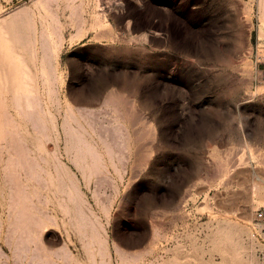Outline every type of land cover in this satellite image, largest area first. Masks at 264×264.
<instances>
[{
    "label": "rangeland",
    "instance_id": "obj_1",
    "mask_svg": "<svg viewBox=\"0 0 264 264\" xmlns=\"http://www.w3.org/2000/svg\"><path fill=\"white\" fill-rule=\"evenodd\" d=\"M1 26L0 264H264V0H0Z\"/></svg>",
    "mask_w": 264,
    "mask_h": 264
},
{
    "label": "bare ground",
    "instance_id": "obj_2",
    "mask_svg": "<svg viewBox=\"0 0 264 264\" xmlns=\"http://www.w3.org/2000/svg\"><path fill=\"white\" fill-rule=\"evenodd\" d=\"M3 21H4V20H2L1 22H3ZM4 24H5V23H4ZM23 24H24V23H23ZM1 29H2V26H1L0 30H1ZM1 32H3V30L0 31V35H3V36L6 35L5 33L2 34ZM4 32H5V30H4ZM6 36H7V35H6ZM6 36H5V37H6ZM0 38H1V37H0ZM48 38H49V37H48ZM146 38H147V37L144 36L142 40H143V41H146ZM5 39H6V38H5ZM1 40H2V38H1ZM1 40H0V42H3V44L6 43V45H7L8 42H9L8 40H5V42H4V40H2V41H1ZM9 44H10V42H9ZM55 44H56V43H55ZM6 45H5V46H6ZM10 45H11V44H10ZM0 46H1V44H0ZM8 46H9V45H8ZM8 46H7V48H9ZM56 46H57V45H56ZM7 48H6V50H7ZM9 50H11V51H9V52L12 54V57H13L14 59H15V57H17V59L21 60L20 56H19L17 53L15 54L13 48H10ZM0 51H1V50H0ZM2 52H3V51H2ZM9 52H7V53H8L9 56H10L11 54H10ZM46 52H47V51H46ZM5 53H6V52H5ZM7 53H6L5 55L8 57ZM49 53H50V52H49ZM2 55H3V54H2ZM4 57H5V56H4ZM4 57H3V58H4ZM7 57H6L5 59H7ZM10 57H11V56H10ZM10 57H9V59H10ZM9 59H7V60H8V64H9L10 67H11V64L9 63ZM10 61H12V59H10ZM13 61H15L16 63H18L17 60H13ZM3 62H4V60H3ZM6 62H7V61H6ZM15 62H14V63H15ZM21 62H22V64H23V61H21ZM21 62H19V65H21ZM14 63H13V64H14ZM14 65H18V64H14ZM24 66H25V65H24ZM24 66H23V67H24ZM20 67H22V66H20ZM25 67H27V66H25ZM25 67H24V68H25ZM8 68H9V67H8ZM15 68H16V67H15ZM8 70H10V69H8ZM11 70H12V69H11ZM25 70H26V71H25L24 74L21 75V76H22L23 79L26 80V83H25L24 85H21V86H24V87L26 86V87H25V90H23L24 87L22 88V91L20 92V94L23 95V96H25V97H26V96H30V97H31V95L33 94V93H32V92H33V88H32V86H31L30 82H28V81L31 79V75L29 74L30 72H28L29 69H28V70L25 69ZM15 73H16V72H15ZM13 75H14V74H13ZM4 77H5V76H4ZM3 79H4V78H3ZM12 79H13V78H12ZM23 79H22V80H23ZM4 80H5V79H4ZM25 80H24V81H25ZM0 81H1V80H0ZM24 81H23V82H24ZM5 82H6V81H5ZM23 82H22V83H23ZM31 82H32V81H31ZM0 83H1V82H0ZM20 84H21V83H20ZM20 84H19V85H20ZM11 85H12V84H11ZM17 87H18V86H17ZM20 88H21V87H20ZM16 89H17V88H16ZM16 91H17V90H16ZM19 91H20V89H19ZM15 93H16V92H15ZM18 93H19V92H18ZM16 95H17V94H16ZM16 95H15V98H14V102L16 101ZM23 96H22V97H23ZM33 96H35V94L32 95V97H31V99L33 98V100H34L35 98H34ZM17 97H19V98H17L18 101H21V99H20V95L17 96ZM36 97H37V96H36ZM26 99H28V98L26 97ZM29 99H30V98H29ZM29 99L26 100V101H24V100H23V101L26 103L27 101L29 102ZM36 100H37V98H36ZM18 101H16V102H18ZM23 101H22V102H23ZM16 102H15V103H16ZM28 102H27V106H28L29 108H32V107H30V103H28ZM15 103H14V104H15ZM20 103H21V102H20ZM20 103L18 102V104H20ZM18 104H16V106H17ZM19 107H20V106H19ZM17 109H18V108H17ZM25 109H26V108H25ZM8 116H10V115H8ZM10 123H11V122H10ZM10 123H9V124H10ZM6 124H7V122H6ZM1 131H2V130H1ZM8 132H9V131H8ZM13 132H14V131H13ZM0 133H2V132H0ZM3 134H4V133H3ZM5 135H6V138H8L6 132H5ZM5 135L2 136V137H0V138H1V139L4 138ZM8 135H10L9 137L14 138V136H11L10 133H9ZM0 136H1V135H0ZM6 138H5V139H6ZM1 139H0V141H1V142H4V140L2 141ZM8 139H9V138H8ZM10 141H11V139H10ZM12 141H13V139H12ZM15 141H16V137H15ZM139 141H140V140H139ZM7 142H8V141H7ZM4 143L6 144V142H4ZM8 143H9V142H8ZM8 143H7V144H8ZM13 143H14V142H12V143H10V144L13 145ZM11 145H10V147H11ZM88 145H89V144H88ZM1 146H2V145H1ZM4 147H5V146H4ZM14 147H15V145H14ZM14 147H13V149H14ZM138 147H140V146H138ZM0 148H2V147H0ZM140 148H142V147H140ZM143 148H144V147H143ZM143 148H142V150H143ZM3 149H4V148H3ZM10 149H11V148H10ZM13 149H12V151H13ZM87 149H88V150H87ZM86 150H87V153L85 152V154L90 155L91 158L93 157V159H95V160L97 161V162H94L95 160L93 161V159H92V161L95 163V165H96V163H99V161L102 160L101 157H100V155L98 154V152L95 151L96 149L94 150V149H92V147L89 146V147L86 148ZM86 150H85V151H86ZM15 151H16V150H15ZM15 151H14V152H15ZM1 152H2V151H1ZM1 152H0V153H1ZM14 152H13V153H14ZM9 153H11V152H9ZM1 154H2V153H1ZM14 154H15V153H14ZM79 155H80V154H79ZM90 156H89V157H90ZM11 159H12V158H11ZM100 159H101V160H100ZM11 161H12V160H11ZM76 161H77V160H76ZM9 162H10V161H9ZM94 163H93V165H94ZM99 164H101V163H99ZM95 165H94V166H95ZM95 167H96V166H95ZM99 167H100V166H99ZM99 167H98V168H99ZM101 167H102V166H101ZM28 176H29V175H28ZM255 192H256V193H255V196L257 197L258 202H259V201H260V202H264V187H262V186L259 187V186H258V187L256 188ZM253 194H254V193H253ZM235 198H236V197H235ZM226 203H227V202H226ZM230 203H231V202H230ZM226 205H227V204H226ZM228 205H229V204H228ZM230 205H231V204H230ZM251 206H252V205H251ZM248 209H249V208H248ZM233 210H234V209H233ZM245 212H246V211H245ZM249 214H250V213H249ZM247 215H248V212H247ZM248 216H249V215H248ZM244 220H245V219H244ZM244 220H243V221H244ZM241 221H242V220H241ZM246 222H247V221H246ZM240 224H241V223H240ZM238 225H239V224H238ZM238 225H237V226H238ZM222 228H223V227H222ZM222 228H220V229H222ZM239 228H240V227H239ZM243 228H244V227H243ZM245 228H246V227H245ZM223 229H224V228H223ZM231 229H232V228H231ZM225 230H226V229H225ZM226 232H227V231H226ZM221 233H222V232H221ZM238 233H239V232H238ZM228 234H229V233H228ZM235 236H236V234H235ZM232 237H233V236H232ZM237 241H238V240H237ZM237 241H236V242H237ZM237 243H238V242H237Z\"/></svg>",
    "mask_w": 264,
    "mask_h": 264
},
{
    "label": "built area",
    "instance_id": "obj_3",
    "mask_svg": "<svg viewBox=\"0 0 264 264\" xmlns=\"http://www.w3.org/2000/svg\"><path fill=\"white\" fill-rule=\"evenodd\" d=\"M264 82V74H262ZM255 225L253 227L252 238L255 241V250L259 259L264 263V205L258 208L254 215Z\"/></svg>",
    "mask_w": 264,
    "mask_h": 264
}]
</instances>
